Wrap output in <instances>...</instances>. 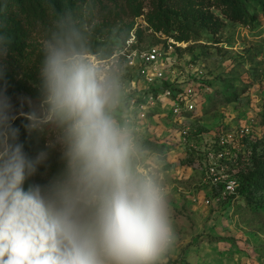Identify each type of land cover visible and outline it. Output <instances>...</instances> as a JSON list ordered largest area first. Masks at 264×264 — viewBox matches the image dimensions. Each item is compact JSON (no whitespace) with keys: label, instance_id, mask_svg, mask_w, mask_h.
I'll list each match as a JSON object with an SVG mask.
<instances>
[{"label":"rangeland","instance_id":"rangeland-1","mask_svg":"<svg viewBox=\"0 0 264 264\" xmlns=\"http://www.w3.org/2000/svg\"><path fill=\"white\" fill-rule=\"evenodd\" d=\"M58 1L66 6L71 0ZM240 1L243 12L235 17L223 0H183L180 7L159 9L144 0L142 14L121 12V19L94 33L98 53H78L118 80L113 115L135 139L132 166L164 180L168 188L176 240L165 263L264 264V0ZM128 27L139 47L173 45L205 72L211 90L201 109L176 120L166 108L156 106L144 116L128 105L135 93L143 99L148 93L139 66L121 54L100 58L107 46H121ZM29 40L34 49L29 64L36 62L44 74L54 45L35 30ZM14 70L27 86L37 85L29 75L32 68ZM7 88L0 83L1 119L28 115L56 149L73 147L74 121L57 128L62 119L49 113L46 94L34 98L21 88ZM8 146L5 138L0 155ZM211 156L220 161L221 171L234 176V191L206 176Z\"/></svg>","mask_w":264,"mask_h":264},{"label":"clouds","instance_id":"clouds-1","mask_svg":"<svg viewBox=\"0 0 264 264\" xmlns=\"http://www.w3.org/2000/svg\"><path fill=\"white\" fill-rule=\"evenodd\" d=\"M44 75L49 113L74 121L72 172L25 189L36 162L20 145L0 155V264H165L168 188L132 166L135 139L113 115L118 80L71 45L51 48Z\"/></svg>","mask_w":264,"mask_h":264},{"label":"trees","instance_id":"trees-1","mask_svg":"<svg viewBox=\"0 0 264 264\" xmlns=\"http://www.w3.org/2000/svg\"><path fill=\"white\" fill-rule=\"evenodd\" d=\"M223 1L229 3L225 10L235 13V17L243 12L240 0ZM150 2L154 9H159L180 7L183 0ZM144 6V0H71L66 6L58 0H0V50L6 55L0 59V83L10 91L21 88L31 97H43L46 77L36 62L29 64L34 53L29 38L34 30L55 48L71 45L76 53H98L94 33L105 31L121 19V12L132 17L142 14ZM156 25L157 28L163 26L162 23ZM129 30L130 27L125 30L124 40ZM116 48L107 46L100 58L111 56ZM20 67L33 69L29 75L35 78L37 85L25 84L24 77L14 70ZM64 126L65 120L57 122V128ZM5 138L9 146L20 145L26 157L36 162L35 171L26 176L25 189L31 184L51 188L71 175L72 147L67 145L64 150H58L49 144L43 129L30 116L18 114L15 118H0V145Z\"/></svg>","mask_w":264,"mask_h":264},{"label":"built area","instance_id":"built-area-1","mask_svg":"<svg viewBox=\"0 0 264 264\" xmlns=\"http://www.w3.org/2000/svg\"><path fill=\"white\" fill-rule=\"evenodd\" d=\"M126 58L139 66L148 93L145 98L135 93L128 102L145 116L154 107L166 108L172 118L182 120L204 106L211 90L205 72L194 61H186L173 45L139 47L133 37H127L112 55ZM220 161L211 156L206 164V176L214 184H223L226 190L237 187L234 176L221 171Z\"/></svg>","mask_w":264,"mask_h":264}]
</instances>
